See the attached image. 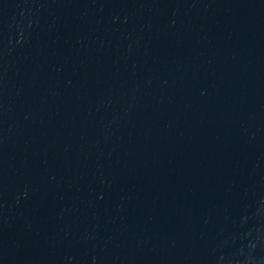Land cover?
Here are the masks:
<instances>
[{
	"label": "water",
	"instance_id": "1",
	"mask_svg": "<svg viewBox=\"0 0 264 264\" xmlns=\"http://www.w3.org/2000/svg\"><path fill=\"white\" fill-rule=\"evenodd\" d=\"M0 264H264V88L0 111Z\"/></svg>",
	"mask_w": 264,
	"mask_h": 264
}]
</instances>
